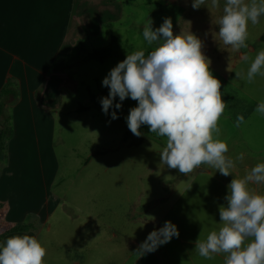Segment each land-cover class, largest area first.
Returning <instances> with one entry per match:
<instances>
[{
    "label": "rangeland",
    "instance_id": "1",
    "mask_svg": "<svg viewBox=\"0 0 264 264\" xmlns=\"http://www.w3.org/2000/svg\"><path fill=\"white\" fill-rule=\"evenodd\" d=\"M115 2L120 19L102 25L96 36L82 37L52 70L66 81L64 100L51 110L52 145L48 149L42 142L43 148H35L36 157L40 151L51 159L46 164V172L51 166V178L45 173L43 185V198L50 201L51 209L25 222L24 229L30 232L26 235L46 248L45 264H223L225 254L211 260L200 257L194 250L195 241L205 240L222 227L219 207L227 203L224 197L231 180L243 178L257 163H264V116L255 111L264 102V76L246 81L251 63L264 50V16L255 25L249 21L248 47L235 51L223 45L218 35L213 38L219 31L216 21L223 14L225 0H220L219 8H211L207 0L199 9H193V0ZM165 18H171L175 35L190 31L203 41L210 71L221 82L226 108L218 121V138L227 143L225 155L235 162L232 175L223 176L210 165L185 175L161 164L159 154L166 138L142 128L140 137L131 133L126 117L138 102L130 97L121 102L117 96L108 114L102 110L101 99L109 94L103 79L127 54L144 50L147 55L154 50L156 44L143 41V26L150 19L155 30ZM103 47L106 51L99 52L103 61H83ZM245 54L247 62L241 59ZM236 72L245 78H236ZM116 103H121L120 109ZM83 106L89 109L78 112ZM113 111L117 119L111 118ZM238 115L244 117L239 127ZM240 154L242 161L237 159ZM6 157V149L0 148V176L8 166V162L2 164ZM7 172L13 180L19 176L16 170L11 169L12 175ZM33 173L34 168H29L27 174ZM35 177L37 187V166ZM249 188L264 194V183H250ZM166 221L177 226L179 237L138 258L135 252L148 234ZM7 234L1 235L2 243Z\"/></svg>",
    "mask_w": 264,
    "mask_h": 264
},
{
    "label": "clouds",
    "instance_id": "2",
    "mask_svg": "<svg viewBox=\"0 0 264 264\" xmlns=\"http://www.w3.org/2000/svg\"><path fill=\"white\" fill-rule=\"evenodd\" d=\"M207 0H193V9L206 5ZM220 0H211V8H219ZM264 16V0H225L223 14L216 21L218 35L223 45L235 51L247 48L249 21L255 25ZM148 20L142 30L143 41L156 44L147 55L144 50L127 54L112 68L102 85L109 88L107 97L101 99L102 110L108 114L118 96L137 101L126 117L127 127L137 137L144 135L140 128L166 138L160 152V162L170 169L188 175L210 165L223 176L232 175L236 166L226 142L220 140L218 121L226 108L222 99L221 82L210 71L211 60L203 53V41L192 32L173 33L171 18H165L153 30ZM245 62L248 55H242ZM264 50L251 63L247 83L256 75L264 76ZM236 78L244 79L241 73ZM121 103L115 108L120 109ZM255 111L264 116V102ZM112 119H117L115 111ZM244 123L238 115L236 126ZM215 135V138H214ZM243 160V154L237 157ZM250 183H264V163H257L243 178H233L227 185L226 205L219 207V230L211 231L205 240L197 239L194 250L200 257L211 260L225 254L223 264H264V194H255ZM152 219V218H151ZM173 237H179L177 226L166 221L164 226L150 232L135 253L138 258L155 252ZM248 240L247 244L245 241ZM46 248L30 235H13L0 245V264H45ZM137 258V259H138Z\"/></svg>",
    "mask_w": 264,
    "mask_h": 264
},
{
    "label": "crops",
    "instance_id": "3",
    "mask_svg": "<svg viewBox=\"0 0 264 264\" xmlns=\"http://www.w3.org/2000/svg\"><path fill=\"white\" fill-rule=\"evenodd\" d=\"M118 8L115 0H0V92L9 83L17 94L6 100L0 118V134L9 128L0 142L7 156L2 164L8 162L0 176V245L3 233H9L7 238L30 234L25 222L51 209L43 198L51 159L40 151L36 157L35 148L52 145L51 110L64 100L66 81L52 70L82 37L96 36L102 25L119 20ZM29 168H34L33 175L27 174ZM11 169L19 174L15 180L8 175Z\"/></svg>",
    "mask_w": 264,
    "mask_h": 264
},
{
    "label": "trees",
    "instance_id": "4",
    "mask_svg": "<svg viewBox=\"0 0 264 264\" xmlns=\"http://www.w3.org/2000/svg\"><path fill=\"white\" fill-rule=\"evenodd\" d=\"M262 40H264V35L261 37ZM102 51V52H105L106 51V47H103V48H100V49H95L93 50L92 52H90L85 58L83 61L85 60H92V59H96V60H99V61H103L102 60V57L100 56L99 52ZM10 84L8 83L3 89L2 91L0 92V118L4 112V107H5V103H6V100L9 98V97H13V98H16L17 97V94H16V91L11 89ZM89 107L87 106H83L81 108L78 109V111H86L88 110ZM141 128L148 132V126L146 125H142ZM8 127H6V129L0 134V142L5 140L8 136ZM1 148V146H0ZM21 228H15L13 231H16V230H21Z\"/></svg>",
    "mask_w": 264,
    "mask_h": 264
}]
</instances>
